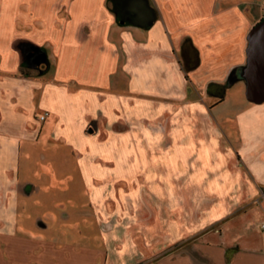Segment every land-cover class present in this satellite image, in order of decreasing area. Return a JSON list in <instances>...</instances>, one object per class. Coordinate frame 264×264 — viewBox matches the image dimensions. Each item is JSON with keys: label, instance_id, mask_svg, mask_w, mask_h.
Returning a JSON list of instances; mask_svg holds the SVG:
<instances>
[{"label": "crops", "instance_id": "0c3cea01", "mask_svg": "<svg viewBox=\"0 0 264 264\" xmlns=\"http://www.w3.org/2000/svg\"><path fill=\"white\" fill-rule=\"evenodd\" d=\"M263 16L252 0H0V264H134L122 222L103 231L117 196L186 241L155 264H264V103L240 77ZM41 155L73 170L52 175L65 189L75 173L99 247L33 230ZM178 211L207 229L180 235Z\"/></svg>", "mask_w": 264, "mask_h": 264}, {"label": "rangeland", "instance_id": "374dc122", "mask_svg": "<svg viewBox=\"0 0 264 264\" xmlns=\"http://www.w3.org/2000/svg\"><path fill=\"white\" fill-rule=\"evenodd\" d=\"M233 3L242 0H232ZM257 2L258 5L264 4V0H252ZM70 166V164H69ZM73 166V165H72ZM68 165L64 163L53 162L48 156L41 155L40 158V180L38 183L40 194L37 195L39 205L34 207L33 211H28L29 221L36 224L33 230H38L39 233L46 239H55L58 232L65 231L68 238H74V230H80L87 234V246L90 248L99 247V241L102 239L101 231L99 228L87 227L85 222H91L94 216V206L91 203L89 196L85 195L79 188V180L73 176V181L69 189L68 185H63V178L59 177L54 179L52 177L54 172L63 174L66 177ZM71 168V166H70ZM53 179L57 184L54 185ZM56 191H52L55 189ZM44 189H49L46 192ZM44 190V191H43ZM115 196H113L114 198ZM114 209L112 211H105L103 231L105 235L113 234L118 227L117 220L122 222L123 227L120 230L125 231L133 241L136 242L135 247L139 248L138 257L135 258L134 264H155L159 259L166 255L176 254L178 248L186 245L184 242H168L163 243L160 241V211L147 210L141 201L138 200H123L119 196L114 198ZM158 206V205H157ZM207 214L205 211H178L177 217L181 219L192 218L193 222H188L186 227H180V235L187 234H200L207 229V226H202V219ZM169 217L175 218L176 213L169 212ZM52 221V225L50 224ZM189 220H186V222ZM65 224V227L60 225ZM191 226V227H190ZM186 237V236H185ZM54 241V240H53ZM151 241V243H150ZM108 250V249H107ZM106 262V260H105Z\"/></svg>", "mask_w": 264, "mask_h": 264}, {"label": "water", "instance_id": "95a60500", "mask_svg": "<svg viewBox=\"0 0 264 264\" xmlns=\"http://www.w3.org/2000/svg\"><path fill=\"white\" fill-rule=\"evenodd\" d=\"M246 65L240 73L245 80L248 101L264 103V19L256 23L247 35Z\"/></svg>", "mask_w": 264, "mask_h": 264}, {"label": "built area", "instance_id": "2783aa9c", "mask_svg": "<svg viewBox=\"0 0 264 264\" xmlns=\"http://www.w3.org/2000/svg\"><path fill=\"white\" fill-rule=\"evenodd\" d=\"M47 116H48V113L43 114V115L40 117V120H41V121H44V120L46 119ZM262 227L264 228V224H263Z\"/></svg>", "mask_w": 264, "mask_h": 264}, {"label": "trees", "instance_id": "16d2710c", "mask_svg": "<svg viewBox=\"0 0 264 264\" xmlns=\"http://www.w3.org/2000/svg\"><path fill=\"white\" fill-rule=\"evenodd\" d=\"M264 19V16L259 20V21H261V20H263Z\"/></svg>", "mask_w": 264, "mask_h": 264}]
</instances>
